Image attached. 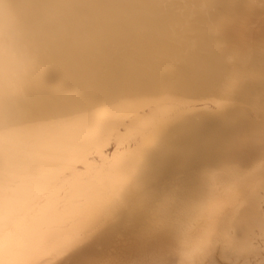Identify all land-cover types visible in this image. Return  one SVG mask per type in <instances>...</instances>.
<instances>
[{"label": "bare ground", "instance_id": "bare-ground-1", "mask_svg": "<svg viewBox=\"0 0 264 264\" xmlns=\"http://www.w3.org/2000/svg\"><path fill=\"white\" fill-rule=\"evenodd\" d=\"M0 264H264V0H0Z\"/></svg>", "mask_w": 264, "mask_h": 264}]
</instances>
